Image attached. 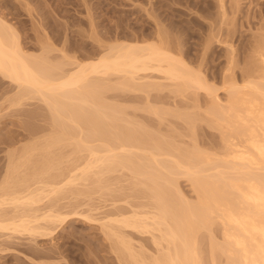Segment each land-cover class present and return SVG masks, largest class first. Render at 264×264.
<instances>
[{
	"label": "bare ground",
	"instance_id": "bare-ground-1",
	"mask_svg": "<svg viewBox=\"0 0 264 264\" xmlns=\"http://www.w3.org/2000/svg\"><path fill=\"white\" fill-rule=\"evenodd\" d=\"M213 1L217 10L216 17L202 18L206 23L198 21V24L206 30L207 39L204 40V46L200 44L203 46L202 50L198 52L200 55H196V57L193 55L194 60L191 58L192 61L187 57H191L188 55L192 53L190 51L193 49L183 51V44L178 38L171 36L173 29L170 28L172 20L169 21V18L160 22L154 16V31L149 36L151 42L147 40L140 43L122 41L129 34L125 33L126 35L123 36L122 33L124 32H120L117 35H111L110 31L108 33L111 37L106 36V34L102 36L99 33L97 40L95 36L97 30L94 31L92 28L94 23L90 21L89 28L92 29L89 32L92 34L87 37H92L91 39L95 41L99 54L92 60L81 63L79 60L78 62L72 61L76 60L74 57L72 59L67 58L68 56L63 50L66 46L64 42L59 50H55V46L53 47L50 42H40L38 43L40 50L38 55L27 54L20 44L13 26H10L0 17V76L23 89L24 96L25 94L31 98L34 96L43 103H47L49 110L51 109V114L53 113V125L57 128L56 136L49 140V143L52 141V145L48 144L54 147V145L65 141V138L71 136L73 128H77L83 131L84 136L80 133L82 137L79 136L78 138L80 142H74V144L76 143L74 150L76 152L83 150L89 154L87 157L89 159L85 168H82V175L80 174V176H87L93 167L94 169L99 167L103 170L105 168V172L121 167L120 169H129L135 178L142 179L140 184L145 186L146 195L152 201V206L150 205L152 212L148 211V214L144 211V214L140 215L132 213V216L125 214L128 217L123 215L116 217L114 215L115 218H110V216L106 218L109 220L108 223L115 224L117 229H129L136 231L135 233L138 231V233L151 235L153 252L151 251V255L147 256L146 252L143 253L142 250L140 251L143 255L138 252V254L135 253V248L132 247L133 244H131L130 239L120 238L121 234H117V229V233L110 229L111 238L108 239H113V236L116 238V235H119L117 237V245H119L113 247L125 257L124 264H264V18H262V23H259L258 27L254 29L250 42L245 43L244 52L236 54L238 51L236 47L238 46L235 43L237 39L233 40L236 33L234 32L236 27L234 19L239 14L240 2L239 0H229L231 5L226 4L229 6L227 9L224 0ZM161 2L159 3L161 4ZM211 2L205 1L207 5H211ZM166 26L169 30H166ZM81 34L85 33H79V35ZM120 34L122 35L120 36ZM81 37H86V35H81ZM104 39H113L114 43L111 41L110 43L106 41L108 44L100 42ZM133 39L135 41L136 37L133 36ZM120 40L121 42H119ZM213 44L220 45L225 51V56H222L224 68L220 73L210 71V68L214 66L208 67L210 72L207 74L204 72L203 66L206 64L208 55H210L208 52L211 51L210 48ZM57 50L59 54H62L58 60L52 56L53 51ZM192 64H195L196 67ZM209 64L212 63L208 62ZM155 74L160 75V79L172 83L176 89L175 92L181 91L177 93L190 90L196 94V92L202 91L207 97H211V103H209L211 106L208 105L209 107L207 106L208 108L202 112L208 118L206 120L204 115L205 121L210 122L208 124L221 133L223 148H221L222 151H219L220 154L214 151L217 154L213 155L214 153H207V151L199 150L197 147L191 149V147L185 146L187 148L183 149L173 146L171 142L159 141V139H151V142L149 137L145 136L144 138V134L139 133L141 130L138 132L134 127L119 128L120 130L114 134L110 132L115 126L112 127L107 124L112 116L106 114V110L115 114H118L119 110H115L114 106L115 109H112V105L110 109V106L107 107L108 105L102 104V92H109L111 88L110 84H107L111 82L109 79H112L113 76L118 77V82L114 83V90L124 89L142 92L144 89L150 88L152 90L161 87L156 85L159 83L145 82V79L158 78ZM209 78L214 82L218 81L226 93L227 99L225 98L224 105L220 104V99L217 98L216 84L209 83ZM142 80L145 83H142ZM159 88L158 90H160ZM111 90L113 89L111 88ZM153 110L155 112V109ZM190 118L185 119L189 121ZM73 138V141L77 140ZM95 141H99L101 144L99 143L97 147L95 145L91 147L89 144L91 142L93 144ZM71 142L69 143L72 144ZM149 144L151 153L148 154H151V157L148 159L146 156L144 160L149 161L143 163L142 155L141 157H139L140 154L135 155L133 150H136V153L140 152L146 155ZM43 158L47 161L46 158L48 157L44 155L41 158V161L45 163ZM47 162L46 164H48ZM12 163H10L8 172L14 175L17 174L15 172L17 165L16 162ZM40 163L42 164V162ZM37 164L39 163L37 162ZM49 167L50 165L48 168L46 167L47 170ZM45 171L42 170V173H46ZM39 172L33 175L30 173L32 179L39 176ZM208 172L211 174L209 175ZM71 173L74 172L71 171ZM89 175L88 178H90ZM176 176L177 178L189 179L191 187L197 195L196 202L189 203L182 198L183 196H179L178 189L175 192L171 189V187H175L173 182H176ZM24 177L27 178V175ZM69 178L66 184L72 185L74 176H71L72 179ZM84 178H82V182L87 181ZM52 179L55 181L53 177ZM76 179L74 180L80 181ZM137 182L139 184V181ZM43 183H40V185L42 184L41 188L34 189L29 183L27 186L23 184L25 189L22 191L20 188L22 192L15 191L14 185L13 188H7L9 186L6 184L4 188L2 186L0 208L6 205L9 207L12 205V208L14 206L22 208L19 209L21 212L18 213L14 207L16 210L13 215H15L10 216L9 220H4L2 216L7 212H2L0 209V212L3 213H0V218L3 219H0V231L34 235L39 231H47L46 228L50 224L56 227V223L60 222L59 225H62L64 219L61 216L63 214L60 216V214L54 213L56 210L51 209L53 206L49 207L48 211L45 209V213L39 216H37L39 213L36 215L39 209L34 211L35 208H31L43 201L39 199V197L43 198L42 195H45L44 198H46L47 195L59 194V190L62 189L58 187L57 191L54 185L56 181L53 185ZM171 191L173 192L170 193ZM140 213L142 212L140 211ZM8 215L10 214L8 213ZM41 222L43 225L46 223L47 226L41 224L43 226L41 227L38 224ZM37 224L41 228L37 227ZM215 224H218L219 228L221 227L222 239L220 243L215 241L217 238L215 239L212 233ZM112 228L115 229L113 226ZM49 229H51L50 226L48 231H50ZM107 230L109 231V227ZM202 231L208 233L206 242L209 246L207 252L209 263L204 257L206 253L204 254V251L201 250V245L207 236L203 234L205 236L203 237ZM40 232L38 235L41 233V235H45L44 232ZM206 242L204 243L206 244Z\"/></svg>",
	"mask_w": 264,
	"mask_h": 264
},
{
	"label": "rangeland",
	"instance_id": "rangeland-1",
	"mask_svg": "<svg viewBox=\"0 0 264 264\" xmlns=\"http://www.w3.org/2000/svg\"><path fill=\"white\" fill-rule=\"evenodd\" d=\"M202 1L203 0H0V17L6 23L10 24V26H13L18 35V40L27 54L38 55L40 52L38 43L40 42H50L53 47L55 46V50L61 49L64 42L66 46H64L63 50L68 56L66 57L71 59L74 57L76 60L72 61L78 62L79 60L81 63L85 61L88 62L99 54L95 41L91 39L92 37H87L89 34H92L89 32L92 28L94 31L97 30L95 32V34L97 33L95 35L96 37L99 36V33L102 36L106 34V36L111 37V35L124 32L122 33L123 36L126 34L129 35H126V37H128H125L122 41L140 43L148 40L151 42L149 36H151V33L154 31V16H156V19L160 20V22L169 18V21L172 20L170 26V28L173 29L171 36L179 39L180 43L183 44L182 47L184 46L183 51L187 49L190 51L193 49L190 51L192 52L190 53L191 55H188L191 57L187 58H192L194 60L192 56L194 55V57H196V55H198V52H200L205 45L204 40L207 39V32L203 29L204 27L202 28V26L198 24V21L205 22L203 21L204 19L209 16H212L210 18H214L217 14L216 5L213 0ZM205 1H212V4L207 5ZM224 1L225 6L231 5V1ZM159 2H161V4ZM239 2L240 11L237 15L238 17L236 16L234 19V23L236 24L234 32L236 33L233 40H238L235 42L238 46L236 47L238 50L236 54H241L242 51L244 52V45L250 42L252 33L255 31L254 29L258 27L259 23H262V18H264V0H239ZM229 6L226 8L228 9ZM173 13L174 15H172ZM90 21L94 23L92 28H89ZM166 30H169L168 26H166ZM81 32L85 33L81 35H86V37H81V35H79ZM106 32H109L111 35L109 33L107 35ZM122 34H120V36ZM197 35H200L202 39H200L199 36L197 37ZM133 36L136 37L135 41ZM98 38L99 37H97V40ZM106 41L114 43L113 39H104V41L100 42L107 43ZM119 42H121V40ZM213 45L212 48H210L211 51L209 50L208 52L210 55H208L209 57L206 61L207 65L204 64L203 66L205 68V71H203L207 74L210 71L221 73L224 68V63L222 62L224 61L223 57L225 56V51L220 45ZM58 50L52 53V56H55L54 58L57 60L61 54L58 53ZM210 56H212V58H210ZM208 62L212 64L208 65ZM195 64L192 65L195 66ZM208 67H213L214 69L210 68V70ZM157 77L158 78L155 79L148 78L151 81L145 79V82L153 84L159 83L156 85L161 86L160 88L158 87L160 90L154 88L156 90L152 89V91L149 88L144 89L142 92L124 89L114 90V83L116 84L118 82V77L115 78L113 76L111 77L112 79H109L111 82L109 81L110 83L107 84H110L113 90L110 88L109 92H102V104L108 105L107 107L110 106V109L114 106L116 109L114 107L112 109L119 110L118 114L110 113L109 110H106V114L112 116V119H110L111 121L109 120L110 122L108 121L107 124L112 127L115 126L110 132L114 134L118 132L117 130H120L119 128L134 127L138 132L141 130L139 133H141V135L144 134V138L146 136L149 137L150 140L159 139V141L164 140L171 142L173 146H178L183 149L187 148H185V146H188V148L191 147V149L197 147L199 150L207 151V153L211 152L213 154L214 151L218 153L221 148H223L221 133L219 130L209 125L208 123L210 122L205 121L207 116L202 112L209 107L208 105L211 106V104H209L211 103V97H207L202 91L196 92V94L194 91L190 90L177 93L181 91L175 92L176 89L172 83L164 79L163 81L162 78L160 79V75H157ZM113 78L115 79L113 80ZM209 81V83L213 82V85L216 84L217 98L218 100L220 99V104L224 105L227 95H225L226 93L221 88L220 83L218 81L214 82L212 79ZM141 82L145 83L143 80ZM24 93V90L18 88L16 84L0 76V192H2V186L4 188L5 184L9 186H6L7 188H13L15 186L13 188L15 191L22 192L25 186L29 184L32 186L30 187L34 189L41 188L42 184L40 185V183L44 181V183L48 185H53L56 181L54 185L57 191L59 188H62L61 191L59 190V194L47 195L48 197L46 196V198H44L45 195H42L41 197L43 198L41 199L39 197V199L43 201L38 202V204L36 203L37 205H33L31 208H35L34 211L39 209L40 212L37 211L36 213V215L39 213L37 215L39 216L45 213V209L48 211V208L53 206L51 209L57 211L53 212L60 214V216L63 214L61 217L64 221H61L62 225H59L60 222H58V224L56 223V227L52 224L56 230L50 224L49 226L53 232L51 229L48 231V226L46 228L47 231H41L44 232L45 235H41L42 233L40 231V235H38L39 232L34 235H27L28 233L22 234L0 231V264H124L123 261L125 257L120 255L114 248L117 245V237H119V235H116V238L113 236V239H108L111 238L110 229L116 231L118 227L115 226V224L111 225L113 223L109 224V220L106 218L109 216L110 218H115V216L119 217L118 215L128 217L132 216V213L140 215L152 212L150 207V205L152 206V201L146 195V190H144L145 186L140 184L142 179L139 177L135 178L130 170L126 168L120 169L121 167H116L117 169L114 168L111 171L106 170L105 172V168L103 170L99 167V169L96 167L94 169L93 167L91 172L87 173V176L92 173L89 175L90 178L83 176L87 181L82 182L83 177L80 176V174L82 175L81 170L85 168V164L89 159H87L89 154L83 150H77L76 152L74 147L76 143L80 142V139H78L79 136L80 138L84 136L83 131L73 128L71 136L72 138L75 136L73 139L77 140L73 141L72 138H70L71 136H69V138H65V141L51 147L52 141L49 143V140L53 139L52 137L56 136L57 133V128L53 125V113L51 114V109L49 110L47 103H43V101L34 96L35 99L26 94L24 96ZM153 109H155V112ZM153 112L158 114L154 115ZM204 115L205 119L203 117ZM188 117L194 119L193 124V119H189L191 123L187 121L188 119H185ZM116 118L117 120H115ZM206 120H208V118ZM80 133L83 135L81 136ZM149 133L154 137L152 138ZM68 141H72L71 143L73 145ZM74 142L76 143L74 144ZM99 143V141H95V143L93 142L92 144L91 142L89 145L91 147L94 145L97 147ZM150 147L149 144L147 153L146 150H144L146 155L140 152L136 153V150L132 152L135 153V155L140 154L139 157H141V155L142 157L144 156L143 158L141 157V159H143L142 162L145 163L149 161L147 159L144 160L145 157L147 156L148 159L151 157V154H148L151 153V150H149ZM220 153L221 152L218 154ZM44 155L48 157L46 158L47 161L52 162L51 164L44 158L45 163L41 161ZM49 157L51 158L49 159ZM12 162H16L17 165V171H15L17 174L15 173L14 175L8 172L10 163ZM37 162L39 164H37ZM40 162H42V164ZM46 162L48 164H46ZM49 165L50 167L47 170ZM34 169L36 172L33 171ZM42 170H47L45 172H48V176L46 173H42ZM70 170L74 173H71ZM98 170L99 172H97ZM37 172H39L38 174L40 175L33 177V180L31 174H37ZM208 174L210 175L211 173L208 172ZM26 175L27 178L30 176L29 179L24 177ZM70 175L74 176V179L78 177L77 179L80 181H75L73 179V184H68V186L66 181L69 177V179H72ZM52 177L55 181H53ZM175 178H177V176ZM184 178L185 177H178L177 180L175 179L176 182H173L175 187H171V189L174 192L178 189L177 191L180 192L179 196H183L182 198L189 203H194L197 201V195L194 189H192L189 179ZM22 180L23 182H21ZM137 181H139V184ZM6 187L5 190L7 189ZM176 194L178 195V192ZM149 202L151 203L149 204ZM14 207L12 208V205L11 207L6 205L0 208L2 212H7L2 216L4 220H9L10 216L15 215H13V213L16 209L19 213V209L22 208H18V206L17 208L15 207V209ZM140 211L142 213H140ZM8 213L10 215H8ZM125 214H128V216ZM5 215L6 217L8 216V218H6ZM38 224L43 225V222ZM39 225L37 227H40ZM42 225L41 227L44 225L45 227L47 226L46 223ZM112 226L115 227V229L112 228ZM108 227L109 231L107 230ZM220 228L218 224H215L212 229L214 231L212 232L213 236L215 239L217 238L215 241L219 243L222 239ZM122 229H117L118 233L117 231L116 233L121 234L120 238L126 237V240H131V244H133L132 247L135 248L134 250L136 251L135 253L138 252L143 255V253L146 252L147 256H149V254L151 255V251L153 250V246H151V235L141 232L138 233V231L135 233L136 231L134 232L129 229ZM203 234L206 236L208 233L202 231V236L205 237ZM206 239L208 240V235L205 237L204 242L207 241ZM204 242L201 245V250L204 251V254L206 253L204 257L208 259L207 252L209 246L207 242L206 244ZM140 250H142L143 253ZM207 259L205 260L209 263V259Z\"/></svg>",
	"mask_w": 264,
	"mask_h": 264
}]
</instances>
